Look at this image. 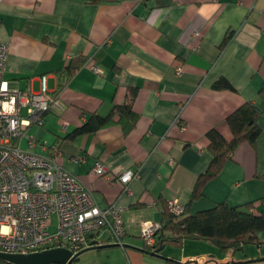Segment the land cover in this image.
Returning <instances> with one entry per match:
<instances>
[{"label": "crops", "instance_id": "0c3cea01", "mask_svg": "<svg viewBox=\"0 0 264 264\" xmlns=\"http://www.w3.org/2000/svg\"><path fill=\"white\" fill-rule=\"evenodd\" d=\"M0 41L10 44L3 80L39 91L47 74L50 91L60 98L42 125L29 128L38 141L33 150L76 175L99 207L115 201L125 207L128 246L87 250L86 263L264 264V231L260 243L240 250L186 239L164 245L162 256L146 249L141 237L144 225L162 222L174 198L189 214L220 202H252L255 213L264 212V0H1ZM221 78L233 88L216 89ZM247 101L263 112L256 143L240 144L192 200L212 159L208 132L218 129L231 140L227 117ZM128 102L138 115L129 132L132 118L125 116L94 133L73 135L93 113L107 116ZM23 109L26 116L27 104ZM21 144L28 147L26 139ZM97 162L111 177L94 173ZM138 168L140 177L128 192L112 179ZM57 221L54 216L53 229ZM91 238L113 243L107 230Z\"/></svg>", "mask_w": 264, "mask_h": 264}, {"label": "built area", "instance_id": "2783aa9c", "mask_svg": "<svg viewBox=\"0 0 264 264\" xmlns=\"http://www.w3.org/2000/svg\"><path fill=\"white\" fill-rule=\"evenodd\" d=\"M9 48L8 42L0 41V86L7 85L6 89L0 87V252L30 254L66 247L75 254L90 246V237L102 230L110 233L113 243L122 245L127 234L125 207L117 201L99 207L92 191L76 175L52 156L33 150L38 141L28 133L29 128L42 125L45 114L60 107V98L50 91L47 74L40 77L39 91H22L3 80ZM91 69L102 73L95 64ZM183 71V66L176 67L178 74ZM23 139L27 148L21 144ZM93 171L111 177L102 162H97ZM139 177L140 168L112 179L120 181L128 192L130 183ZM168 209L181 215L185 205L174 198L168 200ZM54 216L58 221L53 229ZM161 228V222L143 226L141 237L147 246L157 243Z\"/></svg>", "mask_w": 264, "mask_h": 264}, {"label": "trees", "instance_id": "16d2710c", "mask_svg": "<svg viewBox=\"0 0 264 264\" xmlns=\"http://www.w3.org/2000/svg\"><path fill=\"white\" fill-rule=\"evenodd\" d=\"M227 42L228 38L224 40V44ZM70 68L75 69L77 65L72 64ZM214 87L216 89L233 88L225 78L219 79ZM260 96L264 98V87L260 91ZM262 114L258 105L247 101L227 117V123L233 132L231 140H227L218 129L214 128L208 132L212 159L208 169L199 176L195 184L192 200L202 194L204 185L220 173L226 161L232 157L240 144L248 142L254 145L256 143L262 131L259 124ZM125 116L132 118V124L125 129L127 133L138 119V115L132 110V103L129 102L116 106L107 116L93 113L81 127L73 132V135L94 133L105 126L121 121ZM254 207L252 202L237 206L220 202L196 214L187 213L185 207L181 215H175L169 211L167 201L161 222L162 228L157 234V243L152 247L145 244V248L160 253L159 249L164 245L169 243L180 245L186 239H202L222 251L240 250L245 244L260 243L258 234L264 231V212L257 214L254 212ZM89 242L92 243L91 237ZM0 264L12 263L0 259Z\"/></svg>", "mask_w": 264, "mask_h": 264}, {"label": "water", "instance_id": "95a60500", "mask_svg": "<svg viewBox=\"0 0 264 264\" xmlns=\"http://www.w3.org/2000/svg\"><path fill=\"white\" fill-rule=\"evenodd\" d=\"M109 246L127 247L128 245L125 243H123L122 245L117 243H112L107 245H99L96 243H91L90 246L80 250L75 254H73V252L66 247H57V248H52L30 254L0 252V259L5 260L12 264H73L74 262L78 261L80 256L87 250L100 249L102 247H109ZM160 250H162V248H160L159 251ZM152 253L154 255L162 256L158 251ZM210 261L211 260H208L204 264H208ZM191 262H193L194 264H199V260L197 259L191 260ZM189 263L190 261L185 264H189Z\"/></svg>", "mask_w": 264, "mask_h": 264}, {"label": "rangeland", "instance_id": "374dc122", "mask_svg": "<svg viewBox=\"0 0 264 264\" xmlns=\"http://www.w3.org/2000/svg\"><path fill=\"white\" fill-rule=\"evenodd\" d=\"M23 110H24V109H23ZM24 112H25V110H24ZM86 262H88V261L86 260V258L83 257V256L81 255L80 258H79V260L76 261V262H74L73 264H88V263H86Z\"/></svg>", "mask_w": 264, "mask_h": 264}, {"label": "clouds", "instance_id": "9594fccd", "mask_svg": "<svg viewBox=\"0 0 264 264\" xmlns=\"http://www.w3.org/2000/svg\"><path fill=\"white\" fill-rule=\"evenodd\" d=\"M0 87H2V88H4V89H6V87H7V85H6V83L3 85V86H0ZM4 232H6L7 231V229H2Z\"/></svg>", "mask_w": 264, "mask_h": 264}]
</instances>
